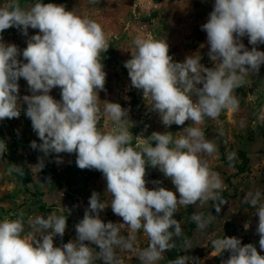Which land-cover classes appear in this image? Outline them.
I'll return each instance as SVG.
<instances>
[{
    "label": "clouds",
    "instance_id": "9594fccd",
    "mask_svg": "<svg viewBox=\"0 0 264 264\" xmlns=\"http://www.w3.org/2000/svg\"><path fill=\"white\" fill-rule=\"evenodd\" d=\"M12 27L26 37L29 28L39 31L28 37L23 50L0 37V120L19 118L25 104V114L42 141H32L30 147L45 156L75 153L78 168L102 173L111 203L102 201L101 194L93 191L83 218L75 225L76 238L60 246H54V237L62 240L65 234L67 217L63 214L50 213L30 220L36 235L27 236L23 235L22 218H5L0 221V264H95L97 260L121 264L116 250L135 251L136 233L141 229L149 245L139 252L138 259L141 264H157L163 253L175 247L173 238L182 235L180 223L173 218L179 207L219 200L222 182L202 158L216 152V144L206 140L199 127L188 126L178 138L167 131L153 132L151 142L134 148L133 135L127 128L128 109L108 101L103 112L113 127L107 132L98 129L99 92L105 90L107 75L101 53L109 44L97 21L62 4L38 0L22 8L11 0L0 7V33ZM201 30L207 34V55L213 67L204 66L202 57L195 55L174 62L164 40L137 34L132 41L131 58L124 63L131 86L142 90L149 110L159 115L165 128L182 126L189 120L199 125L205 117L216 119L224 110L237 111L239 101L234 90L244 83L245 76L257 74L264 65V51L256 47L264 44V0H215ZM245 36L253 46L251 50L241 41ZM21 55L26 62L18 59ZM20 78L27 81L32 93L24 95L22 101ZM57 87L60 100L50 95ZM260 118L264 119V112ZM5 151L6 144L0 141V156ZM235 155L230 153L228 160H234ZM56 162H62L58 155ZM37 165L41 170L43 159ZM148 166L158 168L176 191L159 186L161 181H151L157 186L147 188ZM9 171L22 174V167L11 164ZM247 198L256 208V231L264 250V203L260 202L264 197L257 190ZM109 206L123 223H105L100 218ZM215 209L218 213L220 206ZM59 211L63 213V208ZM214 218L211 213L192 216L202 232ZM125 226L127 236L121 234ZM185 242L191 247V242ZM212 244L221 253H231L224 264H264V256L253 244L242 245L236 237L216 239ZM90 245L99 250L94 254ZM188 259L178 256L169 264H187Z\"/></svg>",
    "mask_w": 264,
    "mask_h": 264
},
{
    "label": "rangeland",
    "instance_id": "374dc122",
    "mask_svg": "<svg viewBox=\"0 0 264 264\" xmlns=\"http://www.w3.org/2000/svg\"><path fill=\"white\" fill-rule=\"evenodd\" d=\"M11 0H0V7L6 6ZM22 8H28L38 0H16ZM43 3L62 4L67 10H74L82 17H88L101 24L107 34L109 48L101 53V61L106 72L105 90L99 92L100 113L97 127L102 132L111 131L113 123L103 112L105 101L119 103L128 109L127 128L133 135L134 148L151 142L153 132H171L174 138L183 133L188 126L199 127L206 140L214 142L217 151L211 156L204 154L212 171L218 173L222 182L219 200L206 203L197 202L189 206H180L174 219L178 220L182 229L180 237H174L171 243L175 247L163 253V259L157 264L166 262L174 253L188 256L187 264H224L231 253H221L213 247L212 242L224 237H236L242 245L253 244L260 255V236L257 233L259 218L256 208L250 205L247 194L259 190L264 197V65L257 74L249 73L244 83L236 90L239 101L237 111L224 110L216 119L205 117L199 125L190 120L184 125L162 124L157 113L150 111L147 98L142 90L131 86L128 70L124 63L131 58L132 41L137 34L167 41L169 55L174 62H183L189 55L201 56V63L213 67L207 53V34L201 26L207 22L213 10L215 0H42ZM38 29L28 30V37L38 33ZM0 37L6 44H15L23 50L27 46L28 37L21 34L15 27L9 28ZM246 48L253 47L248 37L241 38ZM203 45V47H201ZM264 51V44L256 46ZM22 62V55L18 56ZM19 96L31 95L27 81L20 78ZM202 87V85H200ZM56 100L61 99L60 89L51 90ZM26 105H21L19 118L0 120V141L6 144V151L0 156V221L5 218L15 220L22 218L25 231L36 235L29 221L37 216L47 217L50 213L63 214L67 217V227L61 240L54 237V246L67 243L76 238L75 225L83 218L88 208L89 198L93 191L101 194V200L111 203V194L107 193L106 181L98 170L80 169L76 166V154L52 153L45 156L39 149H32L30 144L42 143L32 129L30 118L25 114ZM155 146V142H153ZM235 153V159L228 160V155ZM57 155L62 162L57 163ZM43 159L44 167L37 165ZM22 167V174L9 171L10 165ZM146 187L152 189L157 185L151 181H161L159 186L176 191L171 180L165 178L158 168L148 166L146 169ZM179 197V193H176ZM260 202L264 203V199ZM215 206H220L217 213ZM63 208V213L59 210ZM70 210V211H69ZM197 213H211L215 218L202 232L198 229L192 216ZM105 222L123 223L122 217L115 215L111 207L100 213ZM245 224L249 227L246 229ZM121 234L128 235L127 228ZM135 251H121L117 255L121 264H141L138 254L148 247L149 240L141 229L136 233ZM191 242V247L185 241ZM93 247L94 254L99 249ZM95 264H102L101 260Z\"/></svg>",
    "mask_w": 264,
    "mask_h": 264
},
{
    "label": "trees",
    "instance_id": "16d2710c",
    "mask_svg": "<svg viewBox=\"0 0 264 264\" xmlns=\"http://www.w3.org/2000/svg\"><path fill=\"white\" fill-rule=\"evenodd\" d=\"M178 256H179V254L174 253V256H169V257L167 258V260H165V261H166V262H170V261H172V260H175Z\"/></svg>",
    "mask_w": 264,
    "mask_h": 264
}]
</instances>
